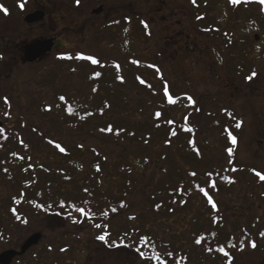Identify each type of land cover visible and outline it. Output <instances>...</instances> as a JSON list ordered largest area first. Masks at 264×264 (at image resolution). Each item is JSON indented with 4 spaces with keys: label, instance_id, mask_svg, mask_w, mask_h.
Listing matches in <instances>:
<instances>
[{
    "label": "trees",
    "instance_id": "16d2710c",
    "mask_svg": "<svg viewBox=\"0 0 264 264\" xmlns=\"http://www.w3.org/2000/svg\"><path fill=\"white\" fill-rule=\"evenodd\" d=\"M147 2L141 13L131 12L129 5L115 8L127 16L102 28L101 35L115 41L122 34L154 46L156 58L113 53L94 64L51 57L33 75V93L41 99L34 110L39 119L25 116L28 108L11 99L4 103L6 109L14 103L19 108L3 117L0 129V174L15 184L10 205L0 210V252L17 249L24 241L17 232L41 218L50 227L83 222L105 237L98 243L110 251L119 246V259L125 251L131 258L132 252L133 261L143 264H247L241 257L264 245V190H258L264 180L254 168L237 164L245 119L234 109L264 82V65L248 49V39L242 46L234 36L245 23L264 27V3L188 0L170 10L163 0ZM27 3L0 0L6 10L0 15L15 11V17ZM217 9L233 15L229 31L211 14ZM215 33L221 36L219 54L209 38ZM195 47L198 57L211 53L216 64L220 58L223 62L227 83L216 96L192 94V77L181 78L185 85L178 88L188 91L177 95L176 84L172 87L165 76V69L172 77L178 74L176 68L192 60ZM195 63L200 65V59ZM209 71L213 74L212 67ZM210 134L222 148L215 156L209 154ZM34 157L40 161L36 166L31 165ZM245 184L253 187L254 204L235 209L232 195L246 194ZM179 223L186 225L181 233L175 230ZM35 255L40 258L39 251Z\"/></svg>",
    "mask_w": 264,
    "mask_h": 264
},
{
    "label": "rangeland",
    "instance_id": "374dc122",
    "mask_svg": "<svg viewBox=\"0 0 264 264\" xmlns=\"http://www.w3.org/2000/svg\"><path fill=\"white\" fill-rule=\"evenodd\" d=\"M28 1L29 4L27 3L24 12L15 15L16 20L14 22L3 23V20H0V39L1 42L6 44V55L1 59L2 56L0 54V63H3L5 58V65L0 69L2 70L0 73L3 78L6 75L9 76V79H5L6 82L2 84L1 88L3 85L6 88L13 87L16 104L19 103L22 107L28 108L27 112L24 111V115L27 117L33 115L32 117L39 119L37 115H34V110L39 108L41 99L33 93L32 82L35 71L41 67L40 64L42 63H35L31 66L25 63L21 64L22 62L18 59L20 57V48L23 45L29 44L42 37H53L57 41V47L51 54V57L67 56L68 59H77L80 61L89 60V62L98 57L109 59L114 57L113 53L117 55L132 52L140 55L143 59H147L146 57L148 54L150 58H156L157 53H159L153 50L154 46H147L140 43V41H134L131 37H128V40L127 37H122V34L119 35L118 40L115 41H106L104 36L101 35V32L104 31L102 28L105 27L106 29L111 23L119 20L122 16H127V11V14L124 15L120 11L115 10V8H119L121 5H125V7L129 5L131 7L129 10L131 12L135 10L141 13L146 11L148 5L147 0H79L81 4L77 3V0ZM187 1L163 0L170 10H174L178 5L186 3ZM100 6L104 7V13L94 18L95 16H93L91 12ZM37 10L44 11L47 18L38 23L35 27H28L23 22L24 17ZM11 14L8 15V18H12L15 11H11ZM131 14L132 13H130V16L133 15ZM211 14L216 20L220 21L223 29L229 31L227 25L231 22L233 15L228 11L224 14L222 9L213 10ZM0 17L3 16L0 15ZM234 36L239 38L238 44L242 46L245 40L248 39V49L255 50L259 59L257 62H259L260 67L263 66L264 27L262 28L256 23H245V27L239 32L234 31ZM113 38H115V36H113ZM209 38L211 39V46H214L217 51L215 54H219L221 36H219V33H215L210 35ZM218 39L219 41H216ZM155 48H158L156 44ZM201 53L202 52L199 53L198 57V48L195 47L196 55L194 54V56H192L191 61H181L178 68H176L178 74L173 77L172 70L165 69V76L166 78L169 77L171 86L173 87V83L177 86V88H175V93H178L177 95H180L179 93L181 92L188 91V88H178L185 85L180 83L181 78L184 79L187 77H192V79H189L194 86L191 92L192 94L197 93V95L200 96H216L219 90L222 92V88L226 87L227 79L223 68H221L223 66L221 65L223 63L221 58L218 60L221 63L219 64L218 62V64H216V59H213L214 55L210 53V56L206 58V56H203ZM198 58L200 59V65L195 63V60ZM15 64L21 65L16 68L13 76L10 78L9 74L11 73L9 71ZM211 67L213 68V74L210 75L209 72L211 71H209V68ZM192 70L194 73H192ZM177 75L180 76V78H177ZM263 75L264 67H262V76ZM75 76H77V73L74 74V77ZM81 78L84 79V76H81ZM257 84H259V87L253 90L255 93L245 101L242 99V104L236 102V107H234L245 119V126L236 149L237 164L239 167H252L255 172L264 168V82L259 81ZM169 91V93L172 94L171 90ZM226 94L229 95L227 90H225L224 95ZM17 108L19 107L15 106L14 103L11 109L6 110L7 116L5 117L10 116L12 112L15 113ZM2 122H4L3 117ZM207 139L210 145L213 146L209 154L210 156H215V154L222 149L220 146L215 145L218 141L217 137L210 134ZM2 156L3 154L0 155L1 158H3ZM32 160V166H36L37 162H40L39 159L35 157ZM4 177L3 174H0V210L4 208L3 206L10 205L8 201L12 198L13 186H15L14 183L7 181L6 177ZM247 184H245V186H247ZM251 186H247V193H243L241 197H239L237 193L232 195L235 209L236 207L247 208L254 204L252 200L253 195H251L253 187L250 188ZM263 186L264 185L258 186V190H264ZM62 188L66 189L68 187L62 185ZM260 206L263 207L262 203H260ZM145 218L146 222H152L151 217ZM79 220L81 221V218ZM68 223V220L66 222L62 221L61 225L50 227L48 225V220L41 218L38 220V224L34 222L32 225L24 228L26 230L23 229L17 232V236L24 240L23 243L30 236L38 233L42 235V240L39 245L35 247L36 249L34 251L23 258L17 259L14 264H143L133 261L132 252L129 255L131 258L127 259V252L125 251L120 255L122 259H119L117 255L119 246L110 251L107 245L98 243L100 242V240L97 239L100 235H98L99 232L93 231L91 227H85L83 222H80L79 226L75 223ZM185 226L179 223L176 225L175 230L181 233L183 228H186ZM138 228H141V226H138ZM79 234L82 236H79ZM23 243L19 245L17 249H6L0 253L7 250L20 251ZM128 247L132 250V246L129 245ZM61 249L65 251L61 253ZM257 250L258 253L247 251V254H244L241 259L245 260L244 262L247 264H264V245L260 244ZM37 251L40 253V258L35 255ZM46 251H48L47 257L38 263L42 258V254Z\"/></svg>",
    "mask_w": 264,
    "mask_h": 264
},
{
    "label": "water",
    "instance_id": "95a60500",
    "mask_svg": "<svg viewBox=\"0 0 264 264\" xmlns=\"http://www.w3.org/2000/svg\"><path fill=\"white\" fill-rule=\"evenodd\" d=\"M104 12V7H98L92 11V15L100 16ZM46 14L42 10L34 11L24 17V23L28 25L42 22ZM55 47V40H36L26 47L24 53V61L28 64H33L42 57L50 54ZM4 127V123L0 120V128ZM42 240L41 234H34L30 236L21 246L20 251L7 250L0 253V264H12L17 257L25 255L31 248L39 245Z\"/></svg>",
    "mask_w": 264,
    "mask_h": 264
},
{
    "label": "flooded vegetation",
    "instance_id": "af4514ba",
    "mask_svg": "<svg viewBox=\"0 0 264 264\" xmlns=\"http://www.w3.org/2000/svg\"><path fill=\"white\" fill-rule=\"evenodd\" d=\"M46 18H47V15H46ZM12 19V20H11ZM0 20H3L2 22L3 23H7V22H14L15 20H16V18L15 17H12V18H8V17H0ZM7 20H10V21H7ZM38 24V23H37ZM37 24H32V25H28V24H26L28 27H35ZM53 37H51V38H46V37H42V38H39V39H37V40H48V39H52ZM54 40H55V47H54V49H53V51L55 50V48L57 47V41H56V39L55 38H53ZM34 41H36V40H34ZM34 41H32V42H34ZM31 42V43H32ZM31 43H29V44H31ZM29 44H26V45H23L21 48H20V51H19V53H20V57H19V59L18 60H20V62H22L21 64H26V65H28V66H31V65H33V64H35V63H42V64H40L41 66H43L50 58H51V54L53 53V51L50 53V54H48V55H46V56H44V57H42L40 60H38L37 62H35V63H33V64H28V63H26L25 61H24V53H25V50H26V47L29 45ZM6 44L5 43H3V42H1V39H0V54H1V59L3 58V56H5L6 55ZM4 60H5V58H4ZM4 60H3V63H0V69L2 68V66L3 65H5L4 64ZM21 64H15V65H13L12 67L13 68H11L10 69V73L11 74H9L10 75V78L13 76V74H14V72H15V70H16V68L18 67V66H20ZM0 71H2V70H0ZM9 76H5L4 78H3V76L1 75V73H0V119H2V117L3 116H5L6 114H7V112H6V106L4 105V103H6V102H8V101H15L16 99H15V95L13 94V92H15L14 91V89H13V87H10V88H6V87H4V85H3V87L1 88V86H2V84L4 83V82H6L5 81V79L7 80V79H9L8 78ZM10 95V96H9ZM11 99V100H10ZM24 257V256H23ZM23 257H17L15 260H14V262L17 260V259H20V258H23ZM14 262H13V264H14Z\"/></svg>",
    "mask_w": 264,
    "mask_h": 264
},
{
    "label": "snow or ice",
    "instance_id": "6c2138e0",
    "mask_svg": "<svg viewBox=\"0 0 264 264\" xmlns=\"http://www.w3.org/2000/svg\"><path fill=\"white\" fill-rule=\"evenodd\" d=\"M78 2H79V0H77V3H78ZM192 2L195 3V0H192ZM237 2H238V0H231V3H233V4H236ZM261 3H264V0H261ZM20 7L23 8V4H21ZM0 10L5 11V13H6V10H5V9H0ZM92 62H93L94 64L97 63V61H95V60H93ZM251 78H252V77H249V79H251ZM165 96L168 97V100H169L170 103L173 102L172 99H171V97L168 96L167 89H165ZM61 99H63V97H61ZM157 116H159V113H157ZM239 126H240V125L238 124L237 127H239ZM102 131H103V129H102ZM109 131H110V129H109ZM173 135H175V133H173ZM232 143H233V144L236 143V139H235V137H232ZM56 147L59 148L61 152L64 151V149H63L62 147H60V145H56ZM229 153L231 154V149H229ZM256 174H257L258 176H260V178H261L262 180H264V175H261L259 172H257ZM193 175H195V173H193ZM213 187H214V185H213ZM201 192H204V189H201ZM204 194L207 195V192H204ZM213 207H215V204H213ZM79 211H80L82 214L84 213V210H83V209H80ZM262 235H264V233H262ZM97 239H99V240H101V241H104V240H105V237L101 235V236H98ZM196 243L199 244V243H200V240H197ZM251 246H252L253 248L256 247V245H255L254 242L252 243ZM141 255H143V254L141 253Z\"/></svg>",
    "mask_w": 264,
    "mask_h": 264
}]
</instances>
